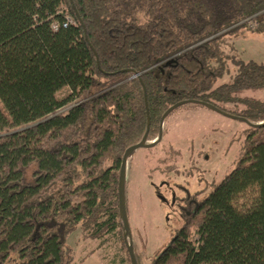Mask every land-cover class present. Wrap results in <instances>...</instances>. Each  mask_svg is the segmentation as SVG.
Masks as SVG:
<instances>
[{
    "label": "trees",
    "instance_id": "obj_1",
    "mask_svg": "<svg viewBox=\"0 0 264 264\" xmlns=\"http://www.w3.org/2000/svg\"><path fill=\"white\" fill-rule=\"evenodd\" d=\"M241 28L264 33V0H0V264H69L78 229L124 249L119 170L145 94L148 140L181 101L264 123V101L242 97L264 90L263 64L238 61L217 85L222 36ZM188 210L151 264H264V126Z\"/></svg>",
    "mask_w": 264,
    "mask_h": 264
},
{
    "label": "rangeland",
    "instance_id": "obj_2",
    "mask_svg": "<svg viewBox=\"0 0 264 264\" xmlns=\"http://www.w3.org/2000/svg\"><path fill=\"white\" fill-rule=\"evenodd\" d=\"M250 26L254 24L250 23ZM220 51L226 70L217 85L231 80L238 61L264 65V33L241 28L226 34L222 36ZM66 94L64 90L58 97L63 98ZM242 97L264 101V90L247 91ZM224 107L232 115L245 110L239 103ZM249 130L250 126L241 120L198 104H185L165 119L162 139L157 145L138 149L130 156L125 196L138 264H151L184 223L191 202L201 201L235 168ZM155 140L153 137L148 143ZM81 237L78 229L67 239L69 264H79L78 260L97 244L101 246L100 240L84 241ZM105 239L103 248L95 255L98 259L94 257L93 261L101 264L104 257L111 264H121L123 257L125 264H130L126 247L123 249L118 235L110 234Z\"/></svg>",
    "mask_w": 264,
    "mask_h": 264
},
{
    "label": "water",
    "instance_id": "obj_3",
    "mask_svg": "<svg viewBox=\"0 0 264 264\" xmlns=\"http://www.w3.org/2000/svg\"><path fill=\"white\" fill-rule=\"evenodd\" d=\"M76 16L78 18V21L81 22L77 13H76ZM185 104H198V105L204 106V107H206L212 111H215L217 113H220L224 116H227V117H230L233 119L241 120V121L247 123L251 128H259V127L264 126V123H259V124L250 123L244 118L237 117V116L231 115L229 113H226V112H224V111H222V110H220V109L216 108L215 106L208 104V103L199 102V101H195V100L181 101V102H178V103L174 104L173 106L169 107L165 111V113L162 115V117L159 121L158 137L156 138L155 141L148 143V133H149V128H150V117H149L147 99H146V94H145V109H146V115H147L146 131H145L141 141L138 144L133 145V146H131L125 150V152L122 156V159H121L119 178H118V214H119V218L121 220L122 226H123L122 237H123L124 245L126 247V251H127V254H128V257L130 260V264H138V263H137L136 256L134 253L133 242H132L131 232H130V226H129L128 216H127V207H126L125 180H126V167H127L128 159L138 149L152 148L155 145H157L162 139L163 123H164L165 119L168 117V115L172 111H174L175 109H177V108H179Z\"/></svg>",
    "mask_w": 264,
    "mask_h": 264
},
{
    "label": "crops",
    "instance_id": "obj_4",
    "mask_svg": "<svg viewBox=\"0 0 264 264\" xmlns=\"http://www.w3.org/2000/svg\"><path fill=\"white\" fill-rule=\"evenodd\" d=\"M81 238L82 240L84 241H92L93 239H88V238H85L84 235L81 233ZM103 248V246H99L98 244L95 246V248H93L92 250H90V252H88L87 254H85L80 260H78V263L79 264H87V262H89L88 264H98L96 261H93L95 255H97V253ZM97 258V257H95ZM98 259V258H97ZM122 263L121 264H125L124 262V258L121 257V260H120ZM101 264H111V261L109 263V260L108 259H105L104 257L101 258ZM71 264V262H70Z\"/></svg>",
    "mask_w": 264,
    "mask_h": 264
},
{
    "label": "flooded vegetation",
    "instance_id": "obj_5",
    "mask_svg": "<svg viewBox=\"0 0 264 264\" xmlns=\"http://www.w3.org/2000/svg\"><path fill=\"white\" fill-rule=\"evenodd\" d=\"M193 198V197H192ZM196 202H195V200H193L192 202H191V205H194ZM190 205V206H191ZM189 214V212H187V215Z\"/></svg>",
    "mask_w": 264,
    "mask_h": 264
},
{
    "label": "built area",
    "instance_id": "obj_6",
    "mask_svg": "<svg viewBox=\"0 0 264 264\" xmlns=\"http://www.w3.org/2000/svg\"><path fill=\"white\" fill-rule=\"evenodd\" d=\"M71 21H72V20H71L70 18H67V22H68V23H71Z\"/></svg>",
    "mask_w": 264,
    "mask_h": 264
}]
</instances>
